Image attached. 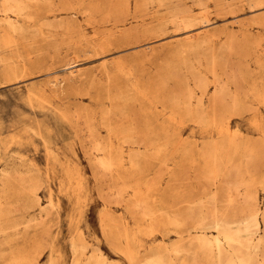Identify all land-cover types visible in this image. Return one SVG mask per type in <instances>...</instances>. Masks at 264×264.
Listing matches in <instances>:
<instances>
[{"label":"bare ground","instance_id":"1","mask_svg":"<svg viewBox=\"0 0 264 264\" xmlns=\"http://www.w3.org/2000/svg\"><path fill=\"white\" fill-rule=\"evenodd\" d=\"M191 1L205 11L207 0ZM262 1L248 0L252 6ZM114 2L120 9L131 8L132 16L141 18L140 28L135 33H128V37L151 34L152 37L164 38L170 27L176 32L202 26L194 34L181 39L175 38L161 45L160 48L166 49L161 56L166 62L154 73L144 72L142 66L151 61L150 56H160L161 50L158 51L156 47H148V51L143 49L134 52L129 58L114 60L113 68L123 73L127 81L132 82H127L121 87L117 74L115 73V77L112 74L115 71L106 70L109 84L105 94L94 96L92 103L99 105L105 101L107 104L99 109L97 116L95 110L92 113L91 110L86 111L83 115V125L76 124L82 117L79 111L70 115L66 108H52L55 116L63 119L71 128L73 136L79 138L83 153L104 173L110 174L111 186L116 196L121 198L123 193L131 188L134 196L132 205L137 207L144 202L149 203L148 199L157 187L156 177L146 180L141 178L146 158L149 155H158L161 150L156 144L158 128L155 127L154 118L147 114L144 108H159L160 102L161 108H169V122H175V108H182L183 115L194 123L212 126L222 135L219 140H214L198 152L204 161L199 175L209 183H216V187L221 185L218 176L222 172L239 170L242 166L246 168L248 163L264 155V128H258L262 138L261 142L254 146L246 141H238V132L230 129L229 119L231 111L235 108H253L259 104L264 106V78L262 81L251 83V70L243 63L251 56V52L258 48L261 38L247 34L237 39L229 34L221 40L217 33L208 29L210 19L207 15L203 12L193 13L192 7L182 0ZM223 2L217 3L227 7L228 4ZM39 5L38 8L42 7ZM30 7L25 0H0V64L4 81H17L29 73L28 64H18L15 61L14 57H18L14 55L18 48L17 40L31 42L40 34L42 25H53L40 23V18ZM146 15L150 21L145 20ZM260 54L264 56V51ZM232 59L240 61V66L228 73ZM256 61L260 62V58ZM126 66H129L127 70L124 69ZM66 71L70 78L79 74L77 68H69ZM63 80V77H54L52 80L55 85H59L55 87L59 90L58 95L76 93L74 83L64 86ZM157 89L167 91L165 101L159 102L153 92ZM53 91L51 89V92ZM128 93L132 95L129 96ZM35 94L30 90L29 97ZM148 95L151 99L147 100L145 106L139 107L143 108L142 112L135 111L133 101L138 96ZM37 98L41 96L36 95L35 99ZM225 109L229 111L228 115H223ZM96 118L99 125L94 121ZM99 127H103L104 131H100ZM27 130H31V134L42 142L45 156L49 159L48 172L51 175H59L60 188L68 191L70 200L79 203L83 190L80 172L74 164L67 161V150L75 154L72 143L67 144V150L59 149L48 126L34 124ZM167 136L171 138L169 132ZM14 141L19 146V140L0 136V264H38L41 250L44 248V241L40 239L47 233L45 221L55 202L51 191L47 194L46 201H42L40 188L43 183L39 178L38 168L28 157L23 156L19 150L20 146L18 149L10 148L11 142ZM146 141L150 146V153L141 149ZM179 142L182 143L183 140ZM178 170L170 173L171 181L178 178ZM250 184V178L240 181V185L244 186L242 206L247 209L243 215L233 214L236 206L231 193L229 192L223 200L222 191L218 189L208 193L206 201L202 197L190 200L183 210L147 209L145 212L150 218L147 232L155 234L164 226H171L176 232L184 226L193 229L196 237L193 242L188 243L191 246L177 242L170 248L176 253L182 251V254H185L184 249H190V255H193L190 264H264V214L259 207L252 204L255 196L250 190ZM103 219L101 218V224ZM19 224L23 225L21 231ZM104 224L107 226V235L117 237L118 231L109 223ZM29 228L38 229V233H34L32 237L27 235L21 246L16 245L14 241L23 237L22 234H26ZM138 229L144 230L139 224ZM10 233L12 236L7 239ZM124 238L127 242L131 240L127 231L124 232ZM12 241L14 249L10 250L7 256L2 245ZM50 249L51 258L48 264H61L55 254L56 248L50 244ZM82 249V245L71 242V264H79V253L82 254ZM118 249L121 253L126 252L122 247ZM94 251L84 259V264H106V257L99 249ZM167 252L168 249L165 252L152 250L144 257L138 254H128V257L130 264H177ZM181 261L184 263L186 258L183 257Z\"/></svg>","mask_w":264,"mask_h":264},{"label":"rangeland","instance_id":"2","mask_svg":"<svg viewBox=\"0 0 264 264\" xmlns=\"http://www.w3.org/2000/svg\"><path fill=\"white\" fill-rule=\"evenodd\" d=\"M25 1L31 6V11L40 18V23L47 22L53 25H42L40 34L31 42L17 40L18 48L14 55L18 57L14 58L18 64L26 63L30 66L28 75L17 81H4L0 64V136L19 140L20 152L36 164L39 178L43 183L40 188L42 201H46L49 191L53 195L55 206L45 221L48 230L40 239L44 241V248L41 250L38 264H48L51 258L50 244L56 248L55 254L61 264H71L72 241L78 246H83L82 254L79 253L81 256L79 264H84V259L90 253H94L96 248L106 257V264H130L128 254L144 257L152 250L165 252L167 249L169 250L167 253L177 264H190L193 256L190 255L192 252L190 249H184L185 254H182V251L176 253L170 248L177 242L189 245V242L195 240V231L184 226L176 232L173 227L164 226L155 234H149L147 228L150 218L145 211L149 208L183 210L190 200L202 197L206 201L208 193L219 189L222 191L223 200L229 192L231 193L236 206L233 214L240 216L247 212L242 206L244 186L240 185V181L246 178H250L249 187L255 196L252 204L259 207L264 214V155L248 163L246 168L242 166L239 170L222 172L218 176V180L221 181L218 187L216 183L207 182L198 173L204 165L198 152L212 144L214 140H219L222 135L212 126L194 123L183 115L182 108H175V122H169L167 119L169 108L160 107V101L167 99L165 90L153 91L160 102L159 108H144L145 112L154 118L155 127L158 128L156 144L161 150L154 157L149 155L144 162L141 179L156 177L157 187L150 195L149 203L144 202L137 207L132 205L134 196L131 188L125 191L121 198L116 196L111 186L110 174L104 173L83 153L79 138L74 137L68 124L52 112V108L55 107L66 108L70 115L79 111L82 117L76 124L83 125V115L86 111L91 110L92 113L95 110L97 116L99 109L107 104L105 101L99 105L92 103L94 96L105 94L106 86L109 84L106 70L115 71L112 74L114 77L117 74L121 87L127 82H132L127 81L123 73L113 68L114 60L129 58L134 52L143 49L148 51V47H156L158 51L161 50L160 56H150L151 61L142 66L144 72L154 73L166 62L161 57L166 49L160 48L161 45L169 40L194 34L202 26L176 32L170 27L164 38L152 37L151 34L128 37V33H135L140 28L141 18L132 16L131 8L124 10L115 6L114 0ZM182 1L192 7L193 13H205L210 19L208 29L217 33L221 40L229 34L237 39L247 34L259 36L261 42L258 48L254 49L243 63L251 70L249 74L251 83L263 80L264 56L260 53L264 51V0L256 6L250 5L248 0H207L205 11L191 0ZM220 1L228 4L227 7L217 3ZM38 4L42 7L38 8ZM144 18L146 21L151 20L148 15ZM258 58L260 62L256 61ZM238 66L240 61L232 59L228 73ZM69 68H77L79 74L70 78L66 71ZM128 68L129 66L124 67L125 70ZM54 77H63L64 86L74 83L76 93H64L65 95L59 96V90L55 88L59 85L52 81ZM51 89L54 91L51 92ZM30 90L36 94L29 97ZM36 95L41 98L35 99ZM149 99L150 95L138 96L133 101V109L142 112L143 108L139 107L145 106ZM231 112L230 129L238 132V141H246L257 146L262 138L258 128H264V106L259 104L253 108H235ZM222 113L228 115L229 111L225 109ZM94 121L98 124L97 118ZM34 124L48 126L59 149L67 150V144L72 143L75 154L67 150V161L74 164L80 172L83 190L79 203L70 200L68 191L60 188V176L48 172L49 159L45 156L44 146L37 136L31 134V130H27ZM99 129L104 131L103 127ZM167 132L171 134V138L167 136ZM143 145L142 151L150 153L147 141L143 142ZM19 146L15 141L10 144L12 149H18ZM174 170L179 171V176L171 181L170 173ZM101 218H104L103 224ZM104 222L118 231L117 237L107 235V226ZM138 224L144 228L143 231L138 229ZM19 228L21 231L23 225L19 224ZM125 231L131 236L128 242L124 238ZM34 233L37 234L38 229L29 228L28 232L22 234L23 237H18L14 243L21 246L27 235L32 237ZM11 234H6L7 239L12 236ZM14 243L12 241L2 245L7 256L10 250L14 249ZM118 247H122L126 252L121 253ZM183 257L186 258L184 263L181 261Z\"/></svg>","mask_w":264,"mask_h":264}]
</instances>
